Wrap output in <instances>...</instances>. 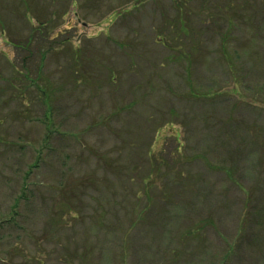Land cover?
<instances>
[{
    "label": "rangeland",
    "instance_id": "obj_1",
    "mask_svg": "<svg viewBox=\"0 0 264 264\" xmlns=\"http://www.w3.org/2000/svg\"><path fill=\"white\" fill-rule=\"evenodd\" d=\"M0 264H264V0H0Z\"/></svg>",
    "mask_w": 264,
    "mask_h": 264
}]
</instances>
